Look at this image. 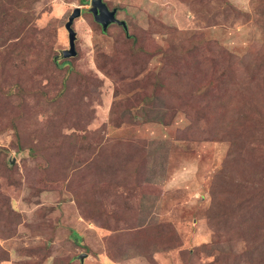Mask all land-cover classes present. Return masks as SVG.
Listing matches in <instances>:
<instances>
[{"label":"rangeland","instance_id":"rangeland-1","mask_svg":"<svg viewBox=\"0 0 264 264\" xmlns=\"http://www.w3.org/2000/svg\"><path fill=\"white\" fill-rule=\"evenodd\" d=\"M104 2L0 13V264H264V0Z\"/></svg>","mask_w":264,"mask_h":264},{"label":"water","instance_id":"water-1","mask_svg":"<svg viewBox=\"0 0 264 264\" xmlns=\"http://www.w3.org/2000/svg\"><path fill=\"white\" fill-rule=\"evenodd\" d=\"M105 0H91V8L90 13L93 14L95 21L101 25L103 32H106L108 28L113 24H118L124 28L126 32H128V26L125 21H121L117 18V13L119 10L117 8L110 10L107 4L104 2ZM82 16V8L77 7L73 11L72 15L69 17L68 22L65 25V29L68 32L69 37V49L64 50L62 52V56L65 59L75 58L78 55L76 50V41H77V32L74 29L75 21ZM86 258L85 254L80 256L82 262Z\"/></svg>","mask_w":264,"mask_h":264},{"label":"trees","instance_id":"trees-1","mask_svg":"<svg viewBox=\"0 0 264 264\" xmlns=\"http://www.w3.org/2000/svg\"><path fill=\"white\" fill-rule=\"evenodd\" d=\"M7 2H8V0L6 1V0H3L2 2H1V0H0V13H2V16L4 17V20H3V22H6V20H8L7 18L10 16V17H12L13 19H14V21H15V23L13 24V30H17L20 34V36L22 35V33H24L25 31V29L27 28V27H29V25H30V23H29V21H28V18H27V14H23L22 12L21 13H17L18 12V10L17 9H9L8 7H11L10 5L8 6V4H7ZM83 3H88L87 1H83ZM82 5H88V4H82ZM19 12H20V10H19ZM25 25L27 26V27H25ZM29 29V28H28ZM27 30V29H26ZM103 31V30H102ZM103 33H105V32H103ZM5 42H7V41H5ZM13 43V42H12ZM39 43H42L45 47H46V49H48V50H50V46H49V44L47 43V42H44V41H39ZM13 46H17V48H15V49H19V50H21V51H23L24 50V46H23V42H22V39L21 38H19L18 37V40L15 42V44L13 43V45H12V47ZM12 50H13V48H12ZM9 52H10V48H9V46H8V44L7 43H4V44H2L1 46H0V53H2V54H9ZM48 53V52H47ZM57 58H55V65L57 66V65H60V63L62 62V64L63 63H66V61H62V60H68V59H65L63 56H61V61H59V63H58V61L56 60ZM69 59H72V58H69ZM57 61V62H56ZM61 66V65H60ZM259 113H261V112H259ZM262 125H264V117H263V123H262ZM261 186L262 187H264V184L263 183H261ZM126 243H128V242H126ZM120 250H122V248H123V244L121 243V245H119V246H117ZM113 251V250H112Z\"/></svg>","mask_w":264,"mask_h":264}]
</instances>
